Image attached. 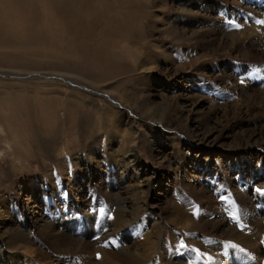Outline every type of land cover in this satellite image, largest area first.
Returning a JSON list of instances; mask_svg holds the SVG:
<instances>
[{
  "label": "rangeland",
  "instance_id": "obj_1",
  "mask_svg": "<svg viewBox=\"0 0 264 264\" xmlns=\"http://www.w3.org/2000/svg\"><path fill=\"white\" fill-rule=\"evenodd\" d=\"M98 1L86 7L72 2L71 19L100 20L96 13L104 18L119 11ZM235 1L132 0L149 15L133 13L129 21L143 32L144 50L131 47L135 62L114 63L103 79L99 69L95 74L82 63L99 38L91 30L73 43L80 53L67 64L62 52L51 51L62 38L46 39V26L28 20L40 13L45 19L42 0L0 7L13 24L0 28L1 244L28 230L36 264L45 263V254L50 264H106L95 239L106 238L107 228L126 226L125 219L131 232L103 244L142 256L145 264L221 261L227 242L238 249L230 264H264V143L254 136L264 126V85L259 76L249 80L258 63L244 61L217 34L225 33L219 26L236 24L222 9L245 16L236 19L238 37L258 29L254 19L260 17L242 10L259 11L262 4ZM256 1L264 7V0ZM109 48L105 52L119 49ZM68 103L83 122L65 113ZM147 129L158 132L155 142ZM115 198L123 205L113 206ZM52 218L53 229L43 234ZM87 224L81 248L61 237L54 243L60 232L73 228L77 234ZM233 228L238 238L229 242ZM7 251L16 264L18 255Z\"/></svg>",
  "mask_w": 264,
  "mask_h": 264
},
{
  "label": "bare ground",
  "instance_id": "obj_2",
  "mask_svg": "<svg viewBox=\"0 0 264 264\" xmlns=\"http://www.w3.org/2000/svg\"><path fill=\"white\" fill-rule=\"evenodd\" d=\"M86 1H88V0H63V1L59 2L60 5H59V3L52 5L50 2H49L50 3L49 4L47 2L45 3L42 0V4L46 8L45 13L47 14L45 16V19L43 20L41 13L37 16L27 15L30 17V19H28V18L27 19L31 20L32 23H38L40 21L42 25L46 26L44 28L46 30V32L44 33V37H45V35L47 36V37H45L46 39L49 38L53 42L56 38L55 36H57V38H58V36L62 38L63 41L60 39H57L56 49L51 50V51L62 52L63 53V59H64V61H67V64H70V60H69L70 57L80 53V51L77 47L74 48L73 43L74 42L76 43L77 39L82 38L81 34L86 35V32L88 30H91L92 35H94L95 37L99 36L98 41L96 42L94 47L87 46L88 51L86 54L88 57H87V60H84L82 63L85 65L88 63L91 64L95 74H97V69H99L100 75L98 77L103 79L104 72L110 71V68L114 65V63L122 62L124 60H127V62H129L130 64L135 62L134 57L136 56V53L138 54V52H136L131 47H135V48L140 47L141 49L144 50V48L142 47V40H143V35H144L143 32H142V34H138L135 31V25L129 24V21L134 18V16L131 15L133 13L135 14V16H141L140 19L143 16L145 19L149 18V15H148V13L146 14V12L145 13L143 12L144 8H145L144 4L138 5L137 2H132V0H100L98 2H104L106 4H115V7L118 8L119 11H117L111 15L105 14L104 18L101 15L96 13V16L98 18H100V20L81 21V18L79 17V15L75 16L72 20L71 17L74 16L73 12L70 9V5L72 4V2L79 5L80 7H86L87 4L84 3ZM221 1H223L226 6L229 5V3H231V2L233 3V1L236 2L235 0H221ZM250 1H254V2H250ZM238 2L242 5L244 3L256 4V5H257V3H259V4L261 3L262 6H260L259 11H253L252 9H247V8H244L242 11H245V9H246V12H247L246 15L248 17H249V15H251V17L255 16V17H260L259 19H264V7H263L262 2H258L256 0H241ZM13 3H14V0H0V7L9 8L10 6H14ZM102 5H104V4H102ZM99 9L101 11H105L103 9V7H99ZM127 9H129V10L132 9V11H130L131 13L129 12L127 15L122 14V12L127 11ZM113 11H115V9L108 10L107 12H113ZM31 12H32V10H31ZM220 13L229 14V16L232 17L233 21L232 20L231 21L233 23H235V22L238 23L240 16L245 17L242 14H238V12H236V11L228 13V11L226 9H222L220 11ZM12 15L16 18V15H14V14H12ZM236 19H238V20H236ZM137 20H138V18L136 17L135 23ZM44 21H46V23H44ZM254 21H256V19H254ZM3 22H9L13 28V24L9 20L8 15H6L5 12L0 10V28L3 27V25H2ZM126 25H128V26L126 27ZM257 25H258V29L252 28L253 29L252 32L250 34H248L246 37L244 36L242 38L237 36V34L239 33V30L241 28L237 29L235 26H233L232 28L230 26H226V27L225 26H219V28L220 27L224 28L225 33H221V32L217 33V32L213 31V32H210V33H213L210 35L213 37L214 40H218V37H219L218 35L220 34V38H221L220 41L222 42V44L225 45L226 47L231 48L230 50H233L232 48H234V50H236V48H238L239 54L241 55V57L244 61H247V62L248 61H255V62H257L258 63V65H257L258 71H256V72L253 71L252 72L253 74L251 73L253 76L250 74L251 78L249 80L259 76V79L263 82V85H264V51H263L264 50L263 49L264 48V42L262 43L259 41L260 36L264 37V25H260V24H257ZM22 28H23V26H22ZM214 33H217L218 35L214 34ZM203 34H201V35H203ZM242 42H245V45L241 44ZM111 44H114V46L119 47V49L117 51H114V52H109V51L105 52V48H109V45H111ZM252 48L255 49L257 52H254V50L252 51ZM61 50H63V51H61ZM108 53H110L111 55ZM143 63H144V61H143ZM255 65H256V63H255ZM239 75H240L239 77H242V78H248V76H249V75H242L241 73ZM244 95L246 97H250L246 92L244 93ZM262 98L264 99V93H263ZM153 111H155V110H153ZM146 112H148V111H146ZM65 113H68V114L71 113L74 115H78L77 118H75L74 120L78 121L79 123L84 121L81 119L78 120V118L80 117L81 114H80L78 107L73 105V104L68 103V107L65 110ZM152 113H154V112H152ZM152 113H149V116L153 115ZM157 116L159 117L157 119L158 121H161L163 119L162 115H160L161 117L159 115H157ZM47 122H48V125H50L49 120ZM127 126L130 127V125H127ZM147 131H148V129H147ZM255 131L257 133L254 134V136H258L259 139L264 143V126L258 127ZM148 133H149L148 136H149L150 141L152 143L158 139L159 135H158L157 131H153V129H149ZM133 157L135 158V155H133ZM136 159L137 158H135L134 160L131 159L130 162H135ZM135 201H136V205L138 206V209H141L142 206H140V205L141 204L143 205V202H144L143 196L138 195V197H136ZM115 202H118L119 205H123L121 199L119 200V199L115 198L114 202H112L113 206H114ZM122 213H124V212H122ZM132 215L135 217H138V218L140 216L139 212H136V214L133 213ZM76 220L77 219H74L73 221H76ZM263 221H264V218H263ZM54 223H55V220H53V218L50 221L44 223V225H42V227H41L42 230L44 231L43 234L51 231L53 229ZM68 223H71V221ZM123 223L126 226L123 225L121 227V229L111 228V227L107 228L105 231L106 232V235H105L106 238H102V237H100V235H98L96 237L95 243H94L96 252H98L100 254V257L103 258V260L105 261L106 264H145V262H148V260L142 258V256H139V255L134 254V253L132 254V253L128 252L127 250L121 249V248H119V249L116 248L115 252L112 251L111 248H109L111 250L110 251L106 246H104V244H103L104 240L109 241V239H111L113 237H114V239H118L121 235H123L127 232H131V230L129 229V227L131 226L129 221L125 222V219H123ZM86 226H87V228H82L81 232L77 233V234H75V229H73V228H67L66 229L65 228L66 230L59 233V236L56 238L57 241H55L54 243L58 244L59 239L61 237L65 240H67L71 245H73L74 248L78 245H80V246H78L77 249L81 248L82 247L81 242H80L81 240L79 239V237H84L85 234L89 232L88 230L89 229L91 230V227L88 224ZM236 228L240 229V227H236ZM22 231L25 233L21 232V233L14 235L10 239H8V241L5 244L0 243V264H12V262H13L12 261L13 257L11 254H9L7 249L12 250L14 254L16 253V256L18 255V257L16 258V261H15L16 264H36L34 262H36L37 259L34 260V258L36 256H38V253L36 252V249H32V250L30 249L33 245H35V243L33 242L32 239L28 240L29 239L28 236H30L29 234H27L28 230H22ZM236 231L237 230L235 228H233L231 230V233L227 234L228 235L227 241L230 242V240L231 241L237 240L238 235L237 234L235 235ZM99 237H100L101 241L98 240ZM101 242H102V244H101ZM231 243L232 242L226 243L229 245L224 244L225 245V251L222 254V257L224 258V260H221V261L211 260V261H208L207 264H230L232 262L233 258H237L238 257L237 256L238 249H236V247H234ZM5 245L7 246V248L5 247V249H4L3 246H5ZM211 252H212V250H211ZM109 255H113V256H115V258L114 257L109 258ZM219 255H221V254H218V256ZM51 258H52V256H50L49 254H45V255H43V257H41V261L45 262L44 264H50Z\"/></svg>",
  "mask_w": 264,
  "mask_h": 264
},
{
  "label": "snow or ice",
  "instance_id": "obj_3",
  "mask_svg": "<svg viewBox=\"0 0 264 264\" xmlns=\"http://www.w3.org/2000/svg\"><path fill=\"white\" fill-rule=\"evenodd\" d=\"M256 23H257V24H260V25H264V19H258V20H256ZM235 27H236L237 29H239V28H241V25H240L239 23H236V24H235Z\"/></svg>",
  "mask_w": 264,
  "mask_h": 264
},
{
  "label": "clouds",
  "instance_id": "obj_4",
  "mask_svg": "<svg viewBox=\"0 0 264 264\" xmlns=\"http://www.w3.org/2000/svg\"><path fill=\"white\" fill-rule=\"evenodd\" d=\"M3 134V129L2 128H0V135H2ZM4 154H3V152H0V157H2Z\"/></svg>",
  "mask_w": 264,
  "mask_h": 264
}]
</instances>
